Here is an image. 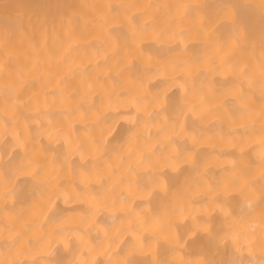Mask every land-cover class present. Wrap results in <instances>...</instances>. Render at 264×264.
Listing matches in <instances>:
<instances>
[{
	"label": "bare ground",
	"instance_id": "bare-ground-1",
	"mask_svg": "<svg viewBox=\"0 0 264 264\" xmlns=\"http://www.w3.org/2000/svg\"><path fill=\"white\" fill-rule=\"evenodd\" d=\"M0 264H264V0H0Z\"/></svg>",
	"mask_w": 264,
	"mask_h": 264
}]
</instances>
